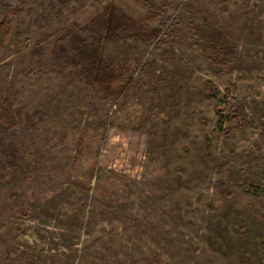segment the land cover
<instances>
[{
  "label": "rangeland",
  "instance_id": "374dc122",
  "mask_svg": "<svg viewBox=\"0 0 264 264\" xmlns=\"http://www.w3.org/2000/svg\"><path fill=\"white\" fill-rule=\"evenodd\" d=\"M111 8L158 38L106 33ZM5 16L0 264H264V0H0ZM77 50L122 64L127 93ZM231 96L242 126L216 110Z\"/></svg>",
  "mask_w": 264,
  "mask_h": 264
},
{
  "label": "trees",
  "instance_id": "16d2710c",
  "mask_svg": "<svg viewBox=\"0 0 264 264\" xmlns=\"http://www.w3.org/2000/svg\"><path fill=\"white\" fill-rule=\"evenodd\" d=\"M63 1V0H62ZM136 2L141 3V0H136ZM105 31L106 33H111L115 32L116 29H118V33L121 30V25L125 24L126 27H130L132 29V34L136 36H145L144 38L148 42H152L153 40H156L159 36V30L157 29H150L146 27V29L143 31V27L138 24L134 20H125L122 22L121 17L118 15L115 16L113 8L107 12L105 15ZM121 19V20H120ZM116 21L115 24H113V21ZM7 22V16H5L1 21H0V32L4 29L5 25ZM117 26V27H114ZM124 26V25H123ZM192 26V25H190ZM115 28V30H114ZM124 31V30H123ZM143 31V33H142ZM119 35V34H118ZM107 37V36H106ZM119 37V36H118ZM73 46V45H72ZM73 48V47H72ZM79 51V59L83 61L82 68L85 70H88L87 73H92V78L95 82L100 84V86L105 89L104 91L110 92L114 94V100L118 101L120 96L123 94L127 93L129 90L130 84L132 83L130 77L125 78L123 80L124 83H119L118 84V79H121L122 72L121 68L123 67L122 64L119 65L116 64L111 57L109 56H102L100 55V52L97 53L96 51L89 52V56H87V52L85 50H77ZM78 59V60H79ZM79 60V61H80ZM87 60V61H86ZM80 61V62H82ZM214 64L217 65H223L227 66L230 65V61L228 59H218V60H213ZM117 80V82H113ZM109 94V93H107ZM232 101V104H228L224 102L221 106H217L216 110L217 112L224 116L226 120H228L229 123L234 124L236 126H242L244 123V118L241 115V107L242 104L240 103V100L236 97H230L229 98ZM9 106V104H7ZM8 109V108H7ZM227 132L230 130L227 129Z\"/></svg>",
  "mask_w": 264,
  "mask_h": 264
}]
</instances>
